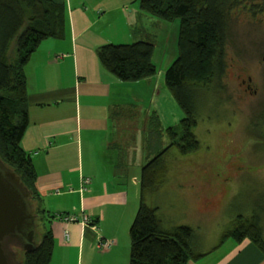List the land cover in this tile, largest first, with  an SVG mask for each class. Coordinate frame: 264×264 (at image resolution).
<instances>
[{"label":"crops","instance_id":"1","mask_svg":"<svg viewBox=\"0 0 264 264\" xmlns=\"http://www.w3.org/2000/svg\"><path fill=\"white\" fill-rule=\"evenodd\" d=\"M52 1L66 7V37L43 40L25 67L28 123L20 145L31 155L35 167L39 207L50 215L85 213L97 230L55 217L40 220L54 239L49 264H128L127 228L139 198V179L129 170L134 164L141 169L148 160L144 148L146 159L142 156L144 144L135 132L146 134L150 105H146L145 115L143 107L156 96L150 87L155 71L141 70L134 75L126 73L121 63L108 70L97 49L104 44L153 42L146 26H136L140 18L148 17L155 28L159 23V28L164 25L141 10H128L125 0ZM57 54L62 56L56 58ZM165 140H160L162 148L167 145ZM179 174L181 184L175 182L173 199L179 202L183 198L185 204H179L185 207L178 212L200 210L208 222L212 210L197 205L199 198L207 196V176ZM85 176L90 183L80 190ZM151 195L146 202L150 203ZM192 216L175 224L196 229ZM100 236L113 239L115 244L99 249ZM199 237L208 244L206 238ZM201 250L203 256L186 264H264L262 252L246 239L236 242L230 238Z\"/></svg>","mask_w":264,"mask_h":264},{"label":"trees","instance_id":"2","mask_svg":"<svg viewBox=\"0 0 264 264\" xmlns=\"http://www.w3.org/2000/svg\"><path fill=\"white\" fill-rule=\"evenodd\" d=\"M138 7L167 22L178 21V53L165 70L164 82L182 107L184 117L178 127L164 130L167 145L163 148L160 140H152L155 134L163 132L157 129L156 114L150 116L146 126L151 132L150 142L146 139L148 160L140 169L139 203L129 227L128 264H186L203 256L197 230L183 224L164 225L157 208L148 205L146 199L165 181L164 159L172 147L183 155L200 148L194 133L197 96L201 90L209 91L214 84L218 89L220 85L231 12L240 7L249 11L256 6L249 0H138ZM66 30L67 11L63 3L0 0V159L31 193L33 211L39 220L55 215L39 207L35 167L31 155L20 145L28 123L25 67L43 40L64 39ZM153 52L154 44L148 40L104 44L97 49L100 61L108 70L116 69L121 63L126 73L134 75L141 70L155 71ZM262 115L264 111L253 120L251 130L256 132ZM230 238L236 242L249 240L264 255V234L258 216L256 219L239 215L222 235L221 243ZM32 242L34 249L30 251L15 249L16 256L22 253V259H17L22 264H49L54 247L50 229L40 241Z\"/></svg>","mask_w":264,"mask_h":264},{"label":"rangeland","instance_id":"3","mask_svg":"<svg viewBox=\"0 0 264 264\" xmlns=\"http://www.w3.org/2000/svg\"><path fill=\"white\" fill-rule=\"evenodd\" d=\"M125 1L128 10H140L138 0ZM249 2L254 3L256 7H252L253 9L249 11L242 7L237 8L231 12L229 17L221 86L219 85L216 89L217 84H214L209 91L201 90L197 96L195 103L197 125L194 133L200 143V148L197 152L186 155L180 154L174 147L169 150L164 159L165 169L168 171H166L165 181L157 192L150 194V203L147 202L148 205L157 208L158 215L166 226L181 225L175 222L193 214L191 220L197 226L198 234L208 240V244H203L199 237L198 242L201 249L208 245L213 247L221 242V238L219 241L218 238L233 226L239 215H250L256 189L257 204L264 199V141L257 139L256 132L251 130L253 120H257V116L264 111V0H249ZM146 15L160 20L164 26L159 28V23L157 28L153 27L148 17L140 18L136 24L138 27L146 26L151 34V40L153 39L152 61L156 69L150 87H154V91L159 93H156L154 98H149L143 109L145 115L146 105H150V116L156 114L159 121L157 129L163 131L159 135L155 134L152 140L163 138L165 140L164 130L170 126L178 127L184 117L182 107L163 79L166 68L171 65L178 53V21L167 22L149 14ZM243 69H247L252 76L251 85L255 87L256 95L244 94L245 84L239 77ZM261 117L257 122L260 125L257 126V130L263 132L264 115ZM150 133L149 128L145 135H141L140 131L135 132V136L142 140L141 144H144L142 147L144 159H146L144 149H147L144 139L150 142L148 139ZM232 162L241 167L234 175H230L226 167ZM256 165L257 172L255 171ZM130 171L135 173L139 179L140 169L136 167V164L130 167ZM208 171L212 173V176L207 175ZM195 172L208 176L209 181L212 180L215 192L218 190V195L215 193L212 198L209 197L210 191H213L211 190L212 184H210L207 196L204 195L197 202L199 209L212 210L208 212V222L204 221V212L200 210L180 214L178 211L185 207L179 204L180 202L185 204L182 202L183 198L179 202L173 199L176 184H181L178 179L179 173L188 176ZM190 178L194 181V176ZM199 181L204 182L202 179ZM138 190L139 185L136 186V191ZM178 195L180 196V193ZM137 203H139V198ZM33 204L35 203H32V208H34ZM40 222L36 217L32 236V240L36 242L40 241L45 231L49 229L45 223ZM261 225L264 234V211H262ZM127 230L129 232V228ZM21 256L22 253L17 258L20 260Z\"/></svg>","mask_w":264,"mask_h":264},{"label":"water","instance_id":"4","mask_svg":"<svg viewBox=\"0 0 264 264\" xmlns=\"http://www.w3.org/2000/svg\"><path fill=\"white\" fill-rule=\"evenodd\" d=\"M35 220L31 193L0 159V264H22L15 249H34Z\"/></svg>","mask_w":264,"mask_h":264},{"label":"flooded vegetation","instance_id":"5","mask_svg":"<svg viewBox=\"0 0 264 264\" xmlns=\"http://www.w3.org/2000/svg\"><path fill=\"white\" fill-rule=\"evenodd\" d=\"M239 77L241 78V82L243 84H245L244 94L249 95V96L256 95L257 94V91L255 90V87L251 85L252 76L249 74L248 70L247 69H243L241 71V73L239 74ZM256 136H257V139H259L260 141H264V131L262 132L260 130H258V131L256 130ZM226 167H227V172H229L230 175L231 174L234 175L235 172H237L238 170L241 169L240 166H238L236 164H233V162L232 163H228L226 165ZM255 171L257 172V165H256V168H255ZM208 174H211V176H212V173L211 172L209 173V171L207 172V175ZM198 175L199 176H201V175L202 176H205L203 173H200V172H198ZM207 179H208V182H209V186H210V184H212V189L211 190H213V191L212 192L210 191V194L211 195L209 196V197L212 198V196L215 195V193H216V195H218V190L215 192L214 187H213L212 180L209 181L208 176H207ZM215 184H217V183H215ZM215 187H216V185H215ZM208 200L210 202V199H208ZM262 211H264V199L257 204V189H256L255 198H254V201L252 203V212L250 213V216H254L256 219H257V216H258V218H259V220L261 222V219H262Z\"/></svg>","mask_w":264,"mask_h":264},{"label":"built area","instance_id":"6","mask_svg":"<svg viewBox=\"0 0 264 264\" xmlns=\"http://www.w3.org/2000/svg\"><path fill=\"white\" fill-rule=\"evenodd\" d=\"M62 54H57L56 58L61 57ZM90 183V178L85 176L82 178V184L80 186V190H85L86 185ZM57 193L58 190H55ZM55 218L67 223H80L82 225L90 226L94 231L97 230L96 225L92 222V219L85 213L81 215L69 214V213H57L55 214ZM65 237L68 238V232H65ZM115 244V241L111 238H105L100 236L97 242V247L101 250L110 249L112 245Z\"/></svg>","mask_w":264,"mask_h":264}]
</instances>
